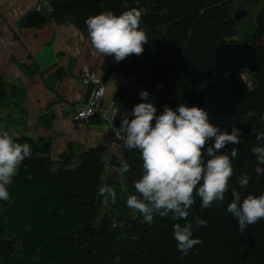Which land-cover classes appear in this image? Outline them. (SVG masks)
I'll list each match as a JSON object with an SVG mask.
<instances>
[{
	"label": "trees",
	"instance_id": "1",
	"mask_svg": "<svg viewBox=\"0 0 264 264\" xmlns=\"http://www.w3.org/2000/svg\"><path fill=\"white\" fill-rule=\"evenodd\" d=\"M239 1L252 9L262 0H40L49 22L71 24L88 36L89 17L108 10L115 15L140 10V27L148 38L144 52L111 67L108 75L138 78L156 95L158 114L164 106H198L201 91L215 76L219 45L248 41L259 63L255 74L245 73L247 95L229 130H240V144L221 150L238 149L229 192L221 204L206 209L195 197L186 219L154 213L151 224L142 223V215L127 206L131 195L139 196L134 187L143 175L138 150H124L131 169L122 184L120 161L69 153L61 163L52 158L49 143L16 136V142L28 143L32 151L8 186L10 199L0 200V264H264V219L241 232L227 211L233 189L242 201L249 194H264V175L257 178V158L251 151L257 145L253 129L264 131V4L253 15L252 25L242 30V22L235 20ZM129 90L120 88L114 102L120 104ZM27 119L18 90H0V132L23 128ZM243 174H250L251 180L241 188L238 177ZM102 186L113 188L115 200L99 193ZM197 217L207 226L196 228ZM177 223H192L193 238L202 241L187 256L178 251L173 236Z\"/></svg>",
	"mask_w": 264,
	"mask_h": 264
},
{
	"label": "clouds",
	"instance_id": "2",
	"mask_svg": "<svg viewBox=\"0 0 264 264\" xmlns=\"http://www.w3.org/2000/svg\"><path fill=\"white\" fill-rule=\"evenodd\" d=\"M141 18L138 9L120 15L108 10L89 17L85 23L93 48L102 57L113 56L116 62L143 54L148 38L140 27ZM140 99L147 101L149 93L142 91ZM156 113L153 103H139L132 110V119L127 114L121 119V135L117 138L123 139L124 149L138 150L143 161V175L134 184L139 196L131 195L127 206L142 215V223L151 224L154 213L160 217L172 213L177 219H186L197 196L202 209L221 204L229 192V181L234 175L232 160L237 158L238 149L233 147L230 153L221 150L229 144H240V130L222 131L210 122L208 112L198 106L180 104L175 110L164 106L160 115ZM253 132L257 145L251 151L257 158L254 171L259 178L264 175V167H261L264 165V131L253 129ZM17 135L0 132V200L4 201L10 199L8 186L32 151L28 143L16 142ZM212 141L214 143H210ZM205 155L210 159L205 161ZM130 169L128 161L121 158L122 184L124 174ZM250 180V174H243L238 177V184L241 188L247 187ZM99 193L115 200L116 193L111 187L102 186ZM231 196L227 211L238 221L241 232L264 219V194H249L242 201L240 193L233 189ZM195 225L196 228L206 227L207 221L197 217ZM193 231L192 223L174 226L173 236L178 251L184 256L202 243L199 238H193Z\"/></svg>",
	"mask_w": 264,
	"mask_h": 264
},
{
	"label": "crops",
	"instance_id": "3",
	"mask_svg": "<svg viewBox=\"0 0 264 264\" xmlns=\"http://www.w3.org/2000/svg\"><path fill=\"white\" fill-rule=\"evenodd\" d=\"M40 8V0H0V90L17 89L28 113L27 125L12 127L10 132L38 144L49 143L55 161L65 152L121 161L125 150L123 139L117 138L121 135V121L94 119L79 124L72 119L74 110L91 101L100 87L110 107L134 109L139 103L151 102L157 109L156 95L149 93V99L143 101L140 93L146 88L138 78L108 75L119 62L113 56L98 54L90 37L77 27L54 22L25 27L28 15H46ZM122 87L130 90L116 104L114 96ZM156 114L160 115L158 110Z\"/></svg>",
	"mask_w": 264,
	"mask_h": 264
},
{
	"label": "water",
	"instance_id": "4",
	"mask_svg": "<svg viewBox=\"0 0 264 264\" xmlns=\"http://www.w3.org/2000/svg\"><path fill=\"white\" fill-rule=\"evenodd\" d=\"M247 15V11L239 10L235 13V20L241 22ZM49 20L43 13L34 12L26 17L25 27H42ZM215 60V76L201 91L197 103L208 112L212 124L229 132L236 110L247 95L245 73L255 74L259 60L255 47L248 41L219 45ZM68 159L69 153L65 152L58 161L64 163Z\"/></svg>",
	"mask_w": 264,
	"mask_h": 264
},
{
	"label": "built area",
	"instance_id": "5",
	"mask_svg": "<svg viewBox=\"0 0 264 264\" xmlns=\"http://www.w3.org/2000/svg\"><path fill=\"white\" fill-rule=\"evenodd\" d=\"M87 77L91 75L86 73ZM93 83H97L96 80L93 79ZM133 109L128 108H118V107H110L108 104L104 102V89L100 87L94 94V97L91 101L77 107L72 115V119L75 123H89L94 119H98L103 122H110L113 119L120 120L122 117L127 114L129 119H132L131 116Z\"/></svg>",
	"mask_w": 264,
	"mask_h": 264
},
{
	"label": "rangeland",
	"instance_id": "6",
	"mask_svg": "<svg viewBox=\"0 0 264 264\" xmlns=\"http://www.w3.org/2000/svg\"><path fill=\"white\" fill-rule=\"evenodd\" d=\"M263 4H264V0L261 1V5L260 6H255L252 9H248L243 1H239L238 5L236 7V11L245 10V11L248 12L247 17L241 21L242 22V26H243L242 30L245 29V28H249L252 25L253 15L258 13V11L260 10V8H261V6ZM245 25H247V26H245ZM242 30L240 32V35L238 36L240 38L238 40H240V41H241L242 36H243L242 34H244V32ZM241 42H243V41H241ZM241 42H236V43H241ZM245 78L247 80V75H245Z\"/></svg>",
	"mask_w": 264,
	"mask_h": 264
}]
</instances>
